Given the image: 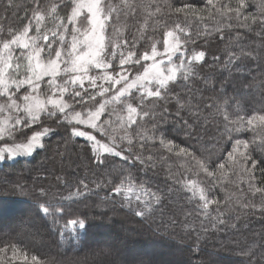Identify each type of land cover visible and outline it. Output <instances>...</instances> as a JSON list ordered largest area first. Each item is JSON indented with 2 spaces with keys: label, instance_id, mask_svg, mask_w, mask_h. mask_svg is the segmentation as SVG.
Returning a JSON list of instances; mask_svg holds the SVG:
<instances>
[{
  "label": "snow or ice",
  "instance_id": "snow-or-ice-1",
  "mask_svg": "<svg viewBox=\"0 0 264 264\" xmlns=\"http://www.w3.org/2000/svg\"><path fill=\"white\" fill-rule=\"evenodd\" d=\"M250 6L248 0H205L202 6L188 0H0V160L44 150L45 138L56 133L49 120L64 127L68 139L82 138L90 153L91 178L73 181L77 170L53 176L66 190L60 199L52 196V184L37 186L42 226L59 237L65 254L80 257L75 264H158L120 238L93 245L86 216L59 227L65 201L101 191L100 204L142 222L159 220L158 231L180 229L193 239L196 255L201 237L238 231L241 213L264 217V92L261 107L248 110L219 88L220 79L241 67L264 68V0L255 13ZM209 20L218 23L210 27ZM253 34L259 45L250 42ZM219 44L223 54L211 51ZM206 67L220 79L206 75ZM179 135L185 139L177 143ZM56 156L64 158L59 147ZM161 172L163 179L153 184L149 173ZM225 180L234 188L221 198ZM179 201L187 203L177 211ZM239 252L248 264L264 261L254 244ZM0 264L56 261L9 237L0 239Z\"/></svg>",
  "mask_w": 264,
  "mask_h": 264
},
{
  "label": "trees",
  "instance_id": "trees-1",
  "mask_svg": "<svg viewBox=\"0 0 264 264\" xmlns=\"http://www.w3.org/2000/svg\"><path fill=\"white\" fill-rule=\"evenodd\" d=\"M177 2L183 3L185 0H177ZM188 2L202 6L205 0H188ZM258 2L259 0H248L251 5L248 11L257 12ZM232 3L234 4L235 0H232ZM202 15L207 17V12H203ZM216 23L218 21H208L210 27ZM249 40L257 45L260 43L255 39L254 34ZM224 50V44L211 48L212 52L219 54H223ZM204 72L210 78L220 79L219 73H214L207 67ZM219 88L221 93L226 92L229 97L236 96L242 108L248 110L260 108L261 92H264V68L258 70L255 65L241 67L238 72L226 74L220 79ZM212 95L215 99L216 94ZM46 123L56 127V133L45 138L44 150L37 151L33 156L18 157L0 163V239L15 237L23 240L24 244L43 260H55L56 264H75L80 257L73 252L65 254L64 247L58 246L59 237L55 234L49 235L48 229L42 226L37 214V186L52 184V196L60 199L59 193L63 191L66 194V190L55 186L53 176L57 174L69 176L73 170H77V176L71 177L73 181L82 177L91 178L90 153L85 150L82 138L68 139L69 133L64 127H57L51 120ZM184 139L182 135L177 136V143ZM65 140H67L66 144ZM58 147L64 152L63 160L56 156ZM164 166L167 167V164ZM93 171L100 170L93 169ZM149 176H152V183L155 184L163 179L164 173L161 172L159 177L153 176L152 173H149ZM44 177H47L46 181ZM17 182L21 185L26 184L27 187L21 190L17 187ZM221 183L224 187L218 188L217 195L222 198L229 195L234 184L230 180ZM104 194L101 191L99 196L93 195L87 200L65 201V219L60 221L59 227H63L67 219L86 216L89 225L87 239L90 243L103 245L120 238L127 243L133 253H148L158 264H189V262L201 264V261H207L209 264H248L247 258L240 255L239 247L246 244L256 245L258 258L259 253L264 251L258 247L262 242L261 238L264 237V217L258 214L248 216L241 213L238 231L229 228L226 231H217L215 234L210 232L201 237L199 241L201 252L196 255L190 251L195 247L193 239L185 236L180 229H177L175 234L158 231L156 224L159 220L156 224L150 221L142 222L121 211L118 206L113 210L111 204H100ZM186 203L187 201H179L173 207L178 211ZM190 208L191 204H188L186 210ZM229 211L226 209V212ZM190 222L199 227V220L195 217L190 218ZM232 222L236 221H230ZM261 264H264V261H261Z\"/></svg>",
  "mask_w": 264,
  "mask_h": 264
},
{
  "label": "rangeland",
  "instance_id": "rangeland-1",
  "mask_svg": "<svg viewBox=\"0 0 264 264\" xmlns=\"http://www.w3.org/2000/svg\"><path fill=\"white\" fill-rule=\"evenodd\" d=\"M16 143H20V142H23V138H17V140L15 141ZM8 143L11 144L13 143V141L11 139L8 140ZM4 147V141H0V148ZM18 157H28V156H24V155H19V156H16L14 158H6L4 160H0V163L2 162H5V161H12L13 159L15 158H18Z\"/></svg>",
  "mask_w": 264,
  "mask_h": 264
}]
</instances>
